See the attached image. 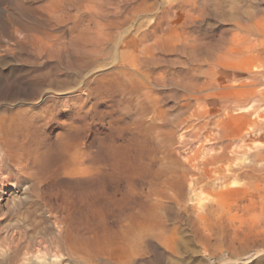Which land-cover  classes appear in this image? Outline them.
I'll use <instances>...</instances> for the list:
<instances>
[{
	"label": "rangeland",
	"instance_id": "374dc122",
	"mask_svg": "<svg viewBox=\"0 0 264 264\" xmlns=\"http://www.w3.org/2000/svg\"><path fill=\"white\" fill-rule=\"evenodd\" d=\"M13 1H15L16 4ZM69 1H71V0H0V115L2 113L5 114L7 112H10V113H13V112L18 113L19 112L18 114H20V115L25 114L27 112V109H29L32 105L40 104L39 107H41V108H32L33 114H34V116H37L36 117L37 118V124L39 125V127H41L44 131L47 132L51 141H55L61 135L68 133V132H73L74 130H76L78 128H82V138L80 140L81 142L88 141L90 139V137L92 136V132H94L95 135L99 139H102L107 134L118 135L127 129V127H128L127 121L129 120L130 116H132L135 112L132 111L130 115L126 114L125 113L126 108H127L126 103L124 101L118 102V100L122 98L121 94L109 95L107 93V90L105 88L101 87L99 79L102 78L107 73H109V74L112 73V71H114L113 73H115L119 70L131 71V69H129L130 67H128V65L125 63V61L127 60L126 62H128V64H130V66H132L133 63H135L134 61L130 60V58L131 59L133 58V57H131V55L133 54V52H134L133 50H135V49L137 52L139 50L140 56L143 58L144 61L146 60L145 61L146 65L144 62H143L144 65L142 64L144 68L145 67L146 68L152 67L154 69L155 73L159 72V71L161 73V76L157 82L158 84L156 86L153 85L154 87L151 86L152 88H148L147 95H143L141 93V94H139L138 97H136V100H135V101H142L143 97H144V100L142 102L144 104H146V100L148 99L147 104H146L148 106V109H147L146 114L144 116L146 122H148L152 119V115L155 116V113H153V112L151 113V111H152L151 107L154 108V106H155V107L159 108L163 113L162 114V120L156 118L157 121L159 120V123H162V121H163L164 123H170L171 122V123L177 124V122L186 114V108L184 106H182L184 104V101L182 99V94L184 92L182 90L183 84L186 83V80L188 81L189 78L191 80L192 79L191 77H193V79H194L193 82L200 80V78H203L204 76H202V75H205V73L210 68H212L211 65L214 64L217 59H219L220 57H224L225 55L229 56V63L231 65V67H233L235 69H239L241 71L243 69V71H242L243 73L240 71L243 74V75L241 74V76H240L241 80L244 79L245 81H248V80H251L252 78H255V77L258 78L259 77L256 81L261 83V84H264V76L257 75L254 77V75H253V77H251L248 75L246 76V74L244 72L245 70H249V71L254 72V73L259 72L258 70H260V72L264 71V67H263L264 66L263 65L264 64V0H242V1L238 0L237 2H236V0H225L226 2H224V0H207L210 2V4L206 0H169V1L168 0H158V1L153 0V2H152V0H148V1H145V0L144 1L143 0H129V2H128V0H126V2H125V0H120L121 2H118L119 0H89V1L88 0L87 1L81 0L82 3L86 2V4L83 3L85 8H84L83 4H81L80 2H79L80 4H78L76 2V0H72L74 3L73 2L69 3ZM122 1H124V2H122ZM133 1H134V3H133ZM150 1H151V3H149ZM159 1H160V4H158ZM197 1L198 2L200 1V3H196ZM135 2L138 3V5H135L136 4ZM170 2H173V3H170ZM188 2H189V4H188ZM219 2L221 5H219ZM67 3H69V4L67 5ZM75 3L78 5H76ZM128 3L130 6L128 5ZM148 3H149V5H147ZM192 3H194V4H192ZM33 4L34 5L36 4V5L34 6ZM72 4H73V6H72ZM119 4H120V6H119ZM125 4H127L128 8ZM14 5H15V7H14ZM30 5L32 7H29ZM65 5H67L68 7H65ZM75 5L77 7L79 6L78 8H80L81 11ZM144 5H145V7L147 6L146 8L148 10H150V8H151V10L150 11L145 10ZM131 6H134V8L135 7L136 8L134 9ZM139 6H140V8H143V10L138 8ZM180 6H181V8H180ZM184 6L186 8H183ZM195 6L198 8H196ZM241 6H242V8H241ZM154 7H156V8H154ZM215 7H217V8H215ZM220 7H222V9ZM66 8H68V9H66ZM69 8H71V9L73 8V9L71 10ZM214 8H215V10H214ZM82 9H84V10H82ZM159 9H161V10H159ZM201 9H203V10H201ZM216 9H218V10H216ZM66 10H67L69 17H70V15H72V18L68 17ZM117 10H119V11H117ZM195 10H196V13L194 14ZM210 10L211 11L214 10V12H212V14H211ZM220 10L221 11L223 10V11L221 12ZM226 10H229L230 12L227 11V13H226ZM237 10H238V12H236ZM14 11H15V14L13 13ZM69 11L71 12V14H69ZM160 11L163 13H161ZM208 11L212 16L208 13ZM16 12H17V14H16ZM79 12H81V13H79ZM121 12H122V14H121ZM130 12H132V13H130ZM156 12H158L159 14L158 13L156 14ZM234 12H236V13H234ZM27 13H29V16ZM72 13L74 14V16ZM114 13L116 15H113ZM229 13H230V16H229ZM131 14H133V17L130 16ZM224 14H225V16L226 15L227 16L224 17ZM233 14H235V15L233 16ZM16 15H19V17H17ZM124 15H125V17H124ZM213 15H214V17H213ZM157 16H158V18H157ZM23 17L26 18L27 20L26 19L24 20ZM121 17L127 18V20L124 18H121ZM130 17H131V19H130ZM147 17H148V19H147ZM183 17H185V18L183 19ZM194 17L197 19H194ZM243 17H244V19H246L247 22L243 19ZM137 18L140 21H138ZM154 18L157 19L158 21L154 20ZM6 19L11 20V21L8 22V21H6ZM120 19H122V20H120ZM152 19H153V21H152L153 23L151 22ZM190 19H191V21H190ZM200 19L202 22L200 21ZM204 19H206V20H204ZM107 20H109L110 23ZM111 20H112V22H111ZM123 20H125L127 23ZM148 20H149L150 24H154V25H151L152 30H150L151 26L148 23ZM160 20H161V22H160ZM162 20H164L165 22L162 23ZM197 21H199V22H197ZM229 21H231V23L233 25ZM29 22H31L32 25ZM98 22H99L100 27H98ZM100 22H102L103 24L101 23V25H100ZM104 22H105V24H104ZM158 22H160V23H158ZM189 22H191V24ZM107 23H108L109 28H107ZM120 23H121V25H120ZM240 23H243V24H240ZM256 23L259 25V28H257L258 26H256ZM40 24H41V26H40ZM126 24H129V25H126ZM136 24H138L139 26ZM142 24L143 25L146 24L145 26H147V27H144ZM163 24H165V25H163ZM253 24H255V25H253ZM42 25L45 27H43ZM104 25L106 28L104 27ZM118 25H119V27L122 26V28H119L120 30L118 29ZM249 25H250V28H249ZM240 26H242V27H240ZM49 27H51V28L53 27V28L51 29ZM96 27L98 28V30L95 29ZM101 27H103V28H101ZM111 27H113V29H111ZM160 27H162V29H160ZM184 27H186L189 32L186 30V28L184 29ZM246 27L249 29H247ZM13 28H17L18 30L16 31V29H13ZM44 28H46L45 30H47V29L48 30L44 31ZM148 28H149V30H148ZM199 28H201L200 29L201 32L199 31ZM253 28L257 31L258 34H255L256 31ZM41 29L44 31V33ZM49 29H51V30H49ZM76 29H78V30H76ZM107 29H109L110 32L112 30L115 32L112 31L113 34L111 35V33H109V31L107 33ZM124 29L125 30L128 29L130 32L133 29L134 30L137 29L136 30V33H137L136 36L137 37H135L136 33L134 30H133L134 32H131L132 34H130L129 31H125ZM37 30L41 31L42 33L40 32L41 33L40 34ZM141 30H143V32H145V34L143 32H140ZM179 30L180 31L183 30L184 32H182V31L180 32ZM191 30H192V32H191ZM241 30H242V32H241ZM252 30L255 32H253ZM118 31H119V33H118ZM152 31H154V32L151 33ZM34 32H36V33L38 32V34H36ZM49 32H50L51 36H50ZM51 32H53V33H51ZM95 32L96 33L99 32V34L101 33V35H99L98 33H97V35H95ZM139 32L144 34V37H142ZM259 32L261 33V35L259 34ZM14 33H16V35H14ZM23 33H24V36H19V35H22ZM26 33L28 35L30 34L29 36L32 35V37L30 38L29 36H27ZM103 33H104V35H102ZM159 33H160V35H159ZM25 34L27 37L25 36ZM42 34L45 35L46 37L45 36L42 37ZM53 34H54V36H52ZM117 34H118V36H117ZM139 34H140V36H139ZM147 34H148V36H147ZM150 34H152V35L154 34L153 35L154 37L151 35L152 40H153L152 43H150L151 42L150 37H149ZM157 34H158V36H157ZM180 34H181V37H180ZM185 34L188 36L186 37ZM190 34H192V35H190ZM193 35H195V36H193ZM37 36H39V37H37ZM21 37L23 39H25L26 41H28V43L30 41L32 42L34 39H37V40L39 39V40L38 41L34 40V41H37V43L32 42V44H31V42H30L28 44V43H25V41ZM48 37L51 39H49ZM93 37H94V39H93ZM138 37H140V38L138 39ZM146 37H148V40H146L147 39ZM192 37H193V39H192ZM27 38H29L31 40L29 41V39H27ZM85 38H87V39H85ZM99 38H100V40H99ZM104 38H107V39L103 40ZM128 38H130V39H128ZM143 38H145V39H143ZM256 38L257 39L259 38L261 41L259 39L257 40ZM14 39H16V41H14ZM101 39H102V42H100ZM141 39L144 41H141ZM189 39H191V40H189ZM194 39L196 41H194ZM255 39L257 42L255 41ZM45 40H49V41H45ZM110 40L112 42H115V43H112ZM115 40H117V41H115ZM163 40H164V42H163ZM190 41H192V42H190ZM43 42H44V46H43ZM116 42H117V44H116ZM137 42H139V43H137ZM161 42L163 44L162 46L160 44ZM178 42L181 43V45L178 44ZM225 42H227V43H225ZM240 42H241V44H240ZM248 42L250 43L249 46H248ZM252 42H253V44H252ZM259 42H261V43L259 44ZM39 43H41L42 45ZM166 43H169V44H166ZM254 43H256V44L258 43L257 46H255V48H253ZM35 44H37V45L35 46ZM38 44L41 47H37ZM113 44L114 45L116 44L117 47L114 46ZM129 44H132V46L130 48H128ZM182 44H184V45H182ZM189 44H191L192 46L191 45L188 46ZM30 45H33V46L30 47ZM45 45H47V46L45 47ZM146 45H148V46H146ZM42 46H43V48H42ZM98 46H100L101 48H99ZM157 46L159 49L157 48ZM138 47L140 49H138ZM148 47L150 49H147ZM170 47H172V49ZM195 47H196L197 52H195L196 51ZM233 47L235 48L234 50H232ZM247 47L249 50L252 48L253 51H251V50L249 51L248 49H246ZM33 48H35V49H33ZM142 48L143 49L145 48L146 50L145 49L143 50ZM164 48L166 50L165 54H164V51H165ZM174 48H175V51H174ZM169 49H170V51H169ZM192 49L195 53H193ZM222 49H224V50H222ZM238 49L240 50V52ZM148 50H149L150 54H148V52L146 53V51H148ZM161 50H163V52H161ZM172 50H173V52H172ZM178 50L180 51L179 53H178ZM218 50H220V51L222 50V52H220ZM237 50L240 54L237 52ZM68 51L70 54L66 53ZM141 51H142V53H141ZM184 51L187 55L189 53L191 56L195 54L194 55L195 57L193 56L194 57L193 58L190 55L189 56L184 55L185 54ZM187 51H188V53H187ZM206 52H207V54H206ZM209 52H210V54H208ZM223 52H224V54H222ZM204 53H205V55H204ZM242 53H244V55ZM167 54H169V55L167 56ZM260 54H261V56H260ZM124 55H125V57H124ZM147 55L149 57H146ZM157 55H159L158 59L156 57ZM196 55H197V58H196ZM212 55H213V57L211 58ZM153 56L155 59L153 58ZM230 56L232 57V59ZM81 57L84 59V60L82 59L83 61H80ZM122 58H124V59H122ZM188 58L193 59V61L190 62L191 60H189ZM198 58H199V60H198ZM240 58L246 59L247 62L244 59H243L244 61L243 60L240 61L239 60ZM257 58L260 60H257ZM208 59H209V62H208ZM161 60H163V61H161ZM178 60H180V62H182V60H183V62L180 63ZM185 60H186V62H185ZM210 60H212V61H210ZM130 61H132V62H130ZM231 61H239V62H237V63L233 62L232 63ZM258 61H260L261 63H259ZM154 62H155V64H154ZM156 62H157V65H156ZM245 63L248 65L246 66ZM250 63H251V65L249 66ZM124 64L126 65L127 68L125 67ZM153 64H154V66H153ZM193 64H194V66H193ZM255 65H256V67H255ZM200 66L205 67V69L200 67ZM183 67L186 69H183ZM190 67H191V69H189ZM207 67H208V69H207ZM250 67H251V69H250ZM196 68L200 69V70H197ZM201 68L203 70H201ZM180 69H182V70H180ZM179 70L181 71V73ZM203 71H204V73H202ZM173 72H175V74H176V75H174L175 77L173 76V74H174ZM178 72H179V74H178ZM194 72H196L195 75H194ZM103 73H104V75H103ZM185 73H187L188 75L186 74V76H185ZM180 75H182V76L184 75L182 78V81L180 80L181 79ZM200 75H201V77H200ZM244 75L247 78H245ZM58 76L60 78H58ZM54 77L58 78V80L55 79ZM178 77H180V78H178ZM186 77H189V78L186 79ZM174 78H175V80H174ZM184 78H185V80H183ZM260 78H261V81H260ZM49 79H51V80H49ZM177 79L180 82H178ZM172 81L173 82L175 81V82L173 83ZM190 82H192V80ZM167 83H170V84L167 85ZM175 83H177V84H175ZM179 84H180V86H178ZM35 86H36V88L38 86V88L36 89ZM172 86L174 87L173 88L174 90L171 88ZM167 88H168V90H167ZM150 89H153V90H150ZM36 90H38V91H36ZM161 90H162V92H161ZM178 90L182 94L181 93L179 94ZM171 91H172V93H173V91L176 93V94L174 93L176 98L173 97L174 95L171 93ZM158 93H160V96ZM178 95H179V97H178ZM149 97H151V98H149ZM161 97L165 100H162ZM171 98L174 99V101ZM177 99H179V101H177ZM158 101H160V102H158ZM259 101H260L259 102L260 106L262 108H264V94L260 98ZM79 102L83 103V108L77 107ZM134 102L132 100V103H134ZM158 103H159V105H158ZM160 104H161V106H160ZM178 104L180 107L177 106ZM181 106L183 108H185V110L182 109ZM20 107H25L27 109L25 110V108H23L24 109V113H23V109ZM1 108L3 110H5L6 112H4ZM18 108H20V110H22V111L18 110ZM15 110H17L18 112ZM1 111H2V113H1ZM169 111H170V113H169ZM181 111H183V112H181ZM179 112L181 114H178ZM182 113H184V114H182ZM164 114H167V115L165 116ZM176 115H179V116H176ZM82 116L84 118H82ZM170 116H171V118H170ZM240 123H242V122H240ZM177 129H178V127H177ZM88 134H89V136H88ZM132 136H133V134H123L122 138L117 139V141L121 144H125V143H127V141L131 140ZM160 155H161V153H160ZM176 155L178 156V154H176ZM258 156H257V158L255 156V159H259L260 156L259 157ZM179 157H177V158L179 159ZM180 160H181V158H180ZM259 165H260L259 167L261 169L257 168V170L259 169L260 171L261 170L262 171L261 172L259 170H258V172L256 171L255 174H258V175H256V178L252 177L253 179L251 178V180L249 179V181L247 178H242V179L240 178V180L239 179H230L228 181L229 183L227 182L226 185H221L219 182L216 181V183H214L213 185H207V187H203L201 190H198L199 192L197 191L196 196H194L195 198L193 197L194 200L192 199L195 203L194 202L192 203V200H190L191 198H189L187 196H185L181 200L183 202V204H181L180 206L174 204L173 203L174 201H171L172 203H170V200H167L168 202H164V206H166V207H164L162 211L159 210V213L157 212L156 215L154 214V217H152L153 213H151L152 216L150 215V213L146 214V223L147 224H145L144 234L146 233L145 234L146 236H144V238L145 239L147 238V239L143 240L144 243L142 244V246L140 248V254H139L140 256L139 257H137L138 253H135V251L137 249L136 243L132 242L131 244H128V243L126 244L125 241H121L120 239L119 240L117 239L116 241H118V242L115 241V245H114L115 247L113 246V244H114L113 243L112 245H110L111 248L109 246V249H107L106 251L101 250L102 252H100V250L98 249L97 250L98 252L96 254L98 255V257L99 256H101V257L98 258L96 254H95L96 255L95 257L98 258L99 261L102 260L101 261L102 263L99 261H95L98 259H95L93 261V263L94 264L95 263L96 264H99V263L106 264L107 262H109L107 264H110V263L112 264L114 262L113 264H120V263H118L120 261L122 263L124 262L125 264H129V262H131V264H222V263L223 264H226V263L227 264H264V234H263L264 233V225H263L264 224V218H263L264 215L262 214V213H264V211H263L264 210V208H263V206H264V202H263L264 201V170H263L264 169V166H263L264 161L263 160L259 161ZM234 180L242 182L239 184L243 187L239 186V184L236 185L237 182H235ZM247 181H248V183H247ZM230 182H232V183H230ZM244 182H246V183H244ZM234 183H236V184H234ZM246 184H247V186H246ZM250 184H251V186H250ZM245 187L252 189V190H249L247 188L245 189ZM202 190L204 193H202ZM237 190L238 191L240 190V191L236 192ZM247 191L249 192V196L252 195V198L249 197L248 194H247V196H245L246 193H248ZM184 192L187 193L186 187L184 189ZM240 192H241V194H240ZM242 192L245 195L242 194ZM206 197L209 199L207 200ZM246 198L248 199V201ZM210 199L213 200V201H211L212 203L210 202ZM198 200L203 204L202 207H200V208L197 207L198 209L197 208L194 209L195 207L191 208L194 205L198 206L197 205ZM202 200H204L205 202L204 201L202 202ZM245 200H246V202H245ZM181 201H180V203H182ZM184 201H185V204H184ZM249 201H250V203H249V207H248L247 202H249ZM255 202L258 206L255 204ZM206 203H208V204H206ZM210 203L212 205V208L215 204L219 203V204L214 206V208L216 210L213 208L215 212H217V210H218L216 215H214L215 213L213 214L214 211L212 210ZM261 203L263 206L260 207ZM167 204H169L170 207H173V208H170L169 205H167ZM186 204H187V209L184 208L186 206ZM244 204H245V208L243 206ZM251 205H252V208L254 207L253 209L255 210L254 214L256 215V218H254L255 215L252 213L254 211H252V208L250 207ZM188 206L189 207L191 206L190 207L191 209L189 208L190 210L188 209ZM208 206H210V207H208ZM241 206H243V208ZM177 207L181 211L178 210ZM205 207L210 208L209 210L212 211V215H210L211 211L206 210ZM166 208H167V211H168V209H170V210L167 212ZM202 208L203 209L205 208V211H203ZM259 208H261V209H259ZM173 209H175V211ZM176 209H177V212H176ZM201 209H202V211H201ZM219 209L221 212L219 211ZM5 210H6V208L4 206H2L0 209V228L3 227L2 225H4V224H2V223H5L6 218H7L6 223L9 220L8 221L9 225L5 224L4 228H6V229L2 228L0 230V238H1L0 239V264H13V263L14 264H23L20 261L22 259L21 255L23 254L24 251L30 252V249H31V252H34L35 249L39 248V247L43 248V249H44V247H46L47 249L45 248L44 250H49L48 249L49 245L51 248L52 245H51V243H49L50 238L46 234V233H48L47 226H44L41 224L38 225V228L42 229L44 233L46 231L45 234L47 235V238L45 235L41 240H39V238H37L38 236L35 233H34L35 236L33 234L34 227H36L35 225L29 227L27 230L26 229L27 227L24 228V226L22 225L21 222L15 223L13 219H10V217L8 215L4 214ZM185 210H188V213H187V211L184 212ZM191 210H192V212H191ZM245 210L247 211V213ZM248 210H250V211H248ZM165 211L168 214H166ZM173 211H174V215H173ZM206 211L209 212V216H208V214H206ZM257 211H262V212H260L261 213L260 216L257 215V214H259ZM175 212L178 214H175ZM196 212L198 213V215ZM170 213H172V216H170L171 215ZM250 213L253 215H251ZM160 214H161L162 218H160ZM245 214L246 215L250 214L251 217L253 216L252 217L253 219L250 217V215H248V217L250 219L248 217H247L248 218L247 219ZM201 215H202V218H201ZM147 216H149V217H147ZM173 216H175V217H173ZM195 216H196V218H195ZM203 216H205V217H203ZM257 216H259V217L257 218ZM197 217L199 218V220ZM154 218H155V220H153ZM260 218H261V222H260ZM172 219H173V222H172ZM201 219H203V220H201ZM242 220L243 221L245 220V222H243ZM247 220L248 221L252 220V221H250V223H249ZM253 220L257 221V223L254 222ZM156 221H158L159 223L158 222L156 223ZM154 223L157 225H155ZM254 223L256 224V226ZM258 223L260 224V226L263 223L262 224L263 228H261L262 226L259 227ZM252 224H254V226ZM248 225H249V227H248ZM9 226H10V228H9ZM22 227H23V229H22ZM15 228H16V230H15ZM12 229L16 231V234H15L16 236H13L11 239L9 237L8 240L3 239V237L8 238L7 235H4V233L6 231H12ZM24 229H26V230H24ZM28 231H29V233H28ZM17 232H18V235H20V236L17 235ZM22 232H23V234H22ZM24 232L27 235L26 234L24 235ZM31 233L33 236L31 235ZM106 233H107V231L100 230L98 232V236H101V235L106 234ZM29 236H31V237H29ZM27 240L30 241V243ZM9 241H12V242H9ZM18 241H20L19 242L20 244H18ZM25 241L28 243H26ZM43 241H44V244H41V243H43ZM8 242L10 244H8ZM47 243H49V244H47ZM119 243H121L122 245H120ZM7 244L9 245V247ZM11 244H14V246L12 245L10 247ZM29 244H30V246H29ZM144 244H145V246H144ZM24 245H27V246L24 247ZM16 246L18 247V250L21 253H19V251L16 250L17 249ZM100 246H104V245H100ZM53 247H54V244H53ZM105 247H106V245H105ZM14 250H16V251H14ZM21 250H24V251H21ZM32 250H34V251H32ZM137 250H139V248ZM7 251L13 256L11 263H8V262L2 260V257L6 256ZM45 253H44L45 256L42 254L40 259L35 254L28 255L27 256L28 258H26V262H28V263H25V264H56V263L57 264H84V263H78L75 260L71 259L70 257H62L63 260L61 259V261H59L60 259H58V258H50L48 255L49 251H46ZM141 253H143V254H141ZM125 255H127V256H125ZM105 256H106V258H105ZM131 257L132 258L135 257L134 258L135 260L131 259ZM137 258L142 259V260L140 261ZM52 259H53V262H52ZM103 259L104 260L106 259L107 261H103ZM112 259H118L119 261L112 260ZM56 261H58L59 263ZM85 264H87V263H85Z\"/></svg>",
	"mask_w": 264,
	"mask_h": 264
},
{
	"label": "bare ground",
	"instance_id": "6f19581e",
	"mask_svg": "<svg viewBox=\"0 0 264 264\" xmlns=\"http://www.w3.org/2000/svg\"><path fill=\"white\" fill-rule=\"evenodd\" d=\"M145 1H148V0H145ZM237 1L238 0H236V2ZM13 2H15V1H13ZM70 2H73V1L71 0V1H69V3ZM76 2L78 4H80V3L86 4V2L82 3L81 0L80 1L76 0ZM118 2H121V1L119 0ZM122 2H124V1H122ZM125 2H126V0H125ZM128 2H129V0H128ZM152 2H153V0H152ZM207 2H209V1H207ZM224 2H226V1L224 0ZM69 3H67V5ZM133 3H134V1H133ZM149 3H151V1ZM149 3L147 5H149ZM170 3H173V2H170ZM196 3H200V1L199 2L197 1ZM15 4H16V2H15ZM78 4H76V5H78ZM158 4H160V1ZM188 4H189V2H188ZM192 4H194V3H192ZM209 4H210V2H209ZM31 5L29 7H32ZM67 5H65V7H68ZM125 5L127 6V4H125ZM128 5H129V3H128ZM135 5H138V3H136ZM219 5H221L220 2H219ZM72 6H73V4H72ZM83 6H84V4H83ZM119 6H120V4H119ZM181 6H180V8H181ZM14 7H15V5H14ZM131 7L134 8V6H131ZM146 7L144 5L145 10H147V11L151 10V8H150V10H148ZM84 8H85V6H84ZM127 8H128V6H127ZM138 8H140V6ZM154 8H156V7H154ZM183 8H186V7L184 6ZM196 8H198V7H196ZM215 8H217V7H215ZM215 8H214V10H215ZM220 8L222 9V7H220ZM241 8H242V6H241ZM66 9H68V8H66ZM69 9H71V8H69ZM78 9L80 10V8H78ZM140 9L143 10V8H140ZM82 10H84V9H82ZM159 10H161V9H159ZM201 10H203V9H201ZM214 10L213 11L210 10L211 14H212V12H214ZM216 10H218V9H216ZM70 11H69V14H71ZM117 11H119V10H117ZM227 11H229V10H226V13H227ZM17 12H16V14H17ZM236 12H238V10ZM236 12H234V13H236ZM13 13L15 14V11ZM66 13H67V10H66ZM79 13H81V12H79ZM130 13H132V12H130ZM157 13L158 12H156V14ZM161 13H163V12H161ZM195 13H196V10H195L194 14ZM208 13H209V11H208ZM27 14L29 16V13H27ZM74 14H73V16H74ZM121 14H122V12H121ZM225 14H224V17L227 16V15L225 16ZM67 15H68V13H67ZM113 15H116V14L114 13ZM234 15L235 14H233V16ZM16 16L19 17V15H16ZM130 16L133 17V14H131ZM229 16H230V13H229ZM68 17H69V15H68ZM70 17L72 18V15H70ZM124 17H125V15H124ZM124 17H121V18H124ZM213 17H214V15H213ZM157 18H158V16H157ZM184 18L185 17H183V19ZM25 19L26 18H24V20ZM124 19L127 20V18H124ZM130 19H131V17H130ZM147 19H148V17H147ZM194 19H197V18L194 17ZM243 19H244V17H243ZM112 20H111V22H112ZM120 20H122V19H120ZM154 20H157V19L154 18ZM204 20H206V19H204ZM244 20L246 21V19H244ZM6 21L9 22L11 20L6 19ZM107 21L109 22V20H107ZM123 21H125V20H123ZM138 21H140V20L138 19ZM152 21H153V19L151 20V22ZM190 21H191V19H190ZM200 21H201V19H200ZM160 22H161V20H160ZM160 22H158V23H160ZM164 22L165 21L162 20V23H164ZM197 22H199V21H197ZM229 22L231 23V21H229ZM29 23L31 24V22H29ZM101 23L102 22H100V25H101ZM148 23H149V20H148ZM189 23L191 24V22H189ZM104 24H105V22H104ZM240 24H243V23H240ZM120 25H121V23H120ZM126 25H129V24H126ZM136 25H138V24H136ZM145 25H143V26L147 27ZM151 25H154V24H150V26ZM163 25H165V24H163ZM253 25H255V24H253ZM40 26H41V24H40ZM256 26H258L257 28H259V25L257 23H256ZM43 27H45V26H43ZM98 27H100L99 22H98ZM104 27H105V25H104ZM240 27H242V26H240ZM49 28H51V27H49ZM101 28H103V27H101ZM107 28H109L108 23H107ZM119 28H122V26L119 27V25H118V29ZM185 28L186 27H184V29ZM249 28H250V25H249ZM249 28H247V29H249ZM13 29H16V31L18 30L17 28H13ZM45 29L46 28H44V31L48 30V29L47 30H45ZM51 29H49V30H51ZM95 29L98 30L97 27ZM111 29H113V27H111ZM160 29H162V27H160ZM200 29L201 28H199V31H200ZM76 30H78V29H76ZM133 30H131V32L135 31V33H136L137 29L134 31ZM148 30H149V28H148ZM150 30H152V26H151ZM186 30H187V28H186ZM242 30H241V32H242ZM44 31H43V33H44ZM108 31H109V33H111V35L113 34L112 33L113 30L110 32V30L107 29V33H108ZM125 31H129V30L127 29ZM181 31L184 32L183 30H181ZM255 31H253V32H255ZM38 32L40 33L41 31H38ZM38 32L37 33L34 32V33L38 34ZM113 32H115V31H113ZM131 32L129 31L130 34H132ZM140 32H143V30H141ZM153 32L154 31H152L151 33H153ZM191 32H192V30H191ZM260 32H259V34L261 35ZM51 33H53V32H51ZM97 33L99 34V32H97ZM97 33L95 32V35H97ZM104 33L102 35H104ZM118 33H119V31H118ZM143 33L145 34V32H143ZM26 34H25V36H26ZM49 34H50V32H49ZM140 34L142 37H144V34H142V33H140ZM140 34H139V36H140ZM148 34H147V36H148ZM255 34H258L257 31ZM14 35H16V33H14ZM29 35L27 34V36H29ZM99 35H101V33ZM136 35H137V33L135 34V37H137ZM151 35L152 34H150V36H149L150 40H151L150 43H152V41H153ZM159 35H160V33H159ZM190 35H192V34H190ZM19 36H24V33L22 35H19ZM43 36H45V35L42 34V37ZM50 36H51V34H50ZM52 36H54V34ZM117 36H118V34H117ZM157 36H158V34H157ZM187 36L188 35H186V37ZM193 36H195V35H193ZM29 37L31 38L32 35ZM37 37H39V36H37ZM180 37H181V34H180ZM139 38L140 37H138V39ZM146 38H147L146 40H148V37H146ZM27 39H29V38H27ZM49 39H51V38H49ZM85 39H87V38H85ZM93 39H94V37H93ZM106 39L107 38H104L103 40H106ZM128 39H130V38H128ZM143 39H145V38H143ZM192 39H193V37H192ZM256 39H255V41H256ZM23 40L25 41V43H28V41H26L25 39H23ZM30 40L31 39H29V41ZM34 40H37V39H34ZM34 40L32 42L37 43V41L39 39L37 41H34ZM99 40H100V38H99ZM189 40H191V39H189ZM14 41H16V39H14ZM45 41H49V40H45ZM115 41H117V40H115ZM141 41H144V40L141 39ZM194 41H196V40L194 39ZM32 42H31V44H32ZM100 42H102V39ZM163 42H164V40H163ZM190 42H192V41H190ZM249 42H248V46L250 44ZM112 43H115V42H112ZM137 43H139V42H137ZM225 43H227V42H225ZM260 43L261 42H259V44ZM39 44H41V43H39ZM39 44L37 47H41ZM116 44H117V42H116ZM116 44L115 45L113 44V45L116 46ZM160 44H161V46L163 45L162 42ZM166 44H169V43H166ZM178 44L181 45V43H179V42H178ZM240 44H241V42H240ZM252 44H253V42H252ZM255 44L256 43H254L253 48H255V46H257L258 43L256 45ZM36 45L37 44H35V46ZM148 45H146V46H148ZM182 45H184V44H182ZM190 45L191 44H189L188 46H190ZM31 46H33V45H30V47ZM43 46H44V42H43ZM43 46H42V48H43ZM46 46L47 45H45V47ZM131 46H132V44H129L128 48H130ZM98 47L101 48L100 46H98ZM35 48H33V49H35ZM157 48H158V46H157ZM170 48L172 49V47H170ZM175 48H174V51H175ZM138 49H140V48L138 47ZM147 49H150V48L148 47ZM224 49H222V50H224ZM234 49L235 48L233 47L232 50H234ZM246 49H248V47ZM164 50H165V48H164ZM195 50H196V47H195ZM222 50L221 51L218 50V51L222 52ZM238 50H237V52H238ZM240 50H239V52H240ZM250 50L253 51L252 48ZM133 51L134 52L131 55V57H133V58L132 59L130 58V60L134 61L135 63H133V65L130 66V64H128V62H126L127 60L126 61L124 60L125 63L128 65V67H130L129 69H131V71L119 70L115 73H113L114 71H112V73H110V74L107 73L105 75L103 73L104 76L99 79L101 87L105 88L109 95L121 94L122 98L121 99L118 98L119 99L118 102L124 101L126 103V107H127L126 112H125L126 114L130 115L132 111L135 112L132 116H130L129 120L127 121L128 122L127 129L118 135L107 134L104 138L99 139L95 135V133L92 132V136L90 137V139L88 141L81 142L80 140L82 138V128H78V129L74 130L73 132H68V133L61 135L55 141H51L47 132L44 131L41 127H39V125L37 124V118H36L37 116H34V114H33L32 108H41V107H39L40 104H35V105H32L31 107L29 106L30 107V108L28 107L29 109H27L25 107H20L22 109L25 108V110L27 109V112L25 111L26 113L21 114V115L18 114L19 112L17 110H15V111H17L18 113L7 112L5 114H3L1 111L2 114L0 115V209L2 206H4L6 208V210L4 211V214L8 215L10 217V219H13L15 223L21 222L22 225L24 226V228L27 227L26 228L27 230L29 227L35 225L36 227H34L33 234L35 233L38 236L37 238H39V240H41L47 234L50 238V241L49 240L48 241L52 245L51 246L52 249L50 248V245H49V247H48L49 250H44L46 247H44V249L40 248V247L36 248L35 251L32 250L34 252H31V249L29 247L28 248L30 249V252L21 250V251H24L23 254L21 255V258H22L20 261L21 263H23V264L28 263V262H26V258H28L27 257L28 255L35 254L40 259L42 254L45 256V254H46L45 252L49 251V254H48L49 257L50 258H58V259H60L59 261H61L62 257H70L71 259L75 260L78 263L94 264L93 261L95 259H98L101 257V256L98 257V255L96 254L98 252L97 250L99 249L100 252L106 251L107 249H109L110 245H112L113 243H114L113 246L115 245V241L117 239L118 240L120 239L121 241H125L126 244L127 243L131 244L132 242L136 243L137 249L139 248V250L136 249L135 253H138L137 257H139L140 256L139 255L140 254V248H141L142 244L144 243V241H143L145 239L144 236H146L145 235L146 233L144 234L145 224H147L146 223V214L150 213V215H151V213H153L152 214L153 216L152 215L151 216L154 217V214L156 215L157 212L159 213V210L162 211L163 208L166 207V206H164V202H168L167 200H170V203H172L171 201H174L173 202L174 204L180 206L181 204H183V202L181 200L185 196L191 198L190 200H192L193 197L196 196L198 190H201L203 187H207V185H213L214 183H216V181L219 182L221 185H226L230 179H239L240 180V178L241 179L247 178L249 181V179L251 180L252 177L256 178V175H258L255 173H256V171L258 172V170H259V169L257 170V168H260L259 167L260 166L259 161H262V160L264 161V136H263L264 135V108H262L259 104V102H260L259 100L264 94V89H263L264 84L257 82L256 80L259 77L257 78L255 76H257V75L264 76V71L260 72V70H258L259 72L254 73V72H251L249 70H245L244 72H245L246 76L248 75V76L253 77V75H254L255 78H252L251 80H248V81H245L244 79L241 80L240 76L243 73L242 72L243 69L241 71L239 69H235V68L231 67V65L229 63V56L228 55H225L224 57L219 56L220 58L218 57L219 59H217L215 61V63L211 65L212 68H210L205 73V75H202V76H204L203 78H200V80L193 82L194 79H193V77H191L192 82H190L191 81L190 78L186 77V79L189 78L190 81L186 80V83L183 82L184 83L183 86L181 85L182 90L184 92L182 94L178 90V93L182 94V99L184 101V104L182 106H184L186 108V114L177 122V124L171 123V122L170 123H164L163 121H162V123H159V120L157 121L156 118L162 120V114L163 113L159 108H157L155 106H154V108L151 107L152 108L151 113L152 112L155 113V116L152 115V119L150 121L146 122L144 116H145L146 111L148 109V106L146 105L148 99L146 100V104H144L142 102L144 100V97H143L142 101H135V100H136V97H138L139 94H141V93L143 95H147L148 88H152L151 86H153V85L156 86L158 84L157 82L161 76V73H160V71L155 73V71L152 67H147V68L145 67L144 68L143 62L145 63L146 60L144 61L143 58L140 56L139 50H138V52L136 51V49ZM169 51H170V49H169ZM192 51H193V49H192ZM147 52H148V54H150L149 50L146 51V53ZM161 52H163V50H161ZM165 52H166V50L164 51V54H165ZM172 52H173V50H172ZM179 52L180 51L178 50V53ZM195 52H197V50ZM195 52L193 51V53H195ZM66 53H69V51ZM141 53H142V51H141ZM184 53H185V51H184ZM187 53H188V51H187ZM206 54H207V52H206ZM208 54H210V52ZM222 54H224V52ZM242 54L244 55V53H242ZM168 55L169 54H167V56ZM184 55H187V54L185 53ZM189 55H190V53L187 56H189ZM194 55H192V56L190 55V56L193 57ZM204 55H205V53H204ZM158 56L159 55L156 56L157 59H158ZM260 56H261V54H260ZM124 57H125V55H124ZM146 57H149V56L147 55ZM212 57H213V55L211 56V58ZM153 58H154V56H153ZM196 58H197V55H196ZM82 59L83 58L81 57L80 61L84 60V59L83 60ZM122 59H124V58H122ZM209 59H208V62H209ZM231 59H232V57H231ZM243 59L240 58L239 60L241 61ZM180 60H178V61L180 62ZM186 60H185V62H186ZM189 60H191L190 62L193 61V59H191V58ZM198 60H199V58H198ZM244 60L246 61V59H244ZM257 60H260V59L257 58ZM132 61H130V62H132ZM161 61H163V60H161ZM210 61H212V60H210ZM182 62H183V60H182ZM182 62H180V63H182ZM231 62L237 63L239 61H231ZM258 62L261 63L260 61H258ZM154 64H155V62H154ZM154 64H153V66H154ZM145 65H146V63H145ZM156 65H157V62H156ZM245 65L247 66L248 64L245 63ZM250 65H251V63L249 64V66ZM256 65H255V67H256ZM193 66H194V64H193ZM125 67H126V65H125ZM191 67L189 69H191ZM200 67H202V66H200ZM205 67H202V68L205 69ZM202 68H201V70H203ZM183 69H186V68L183 67ZM207 69H208V67H207ZM250 69H251V67H250ZM180 70H182V69H180ZM197 70H200V69H197ZM175 72H173L174 73L173 76L176 75ZM180 73H181V71H180ZM202 73H204V71ZM178 74H179V72H178ZM186 74L187 73H185V76H186ZM195 74H196V72H194V75ZM183 76L180 75L181 81H182ZM246 76H245V78H247ZM180 77H178V78H180ZM200 77H201V75H200ZM58 78H60V77L58 76ZM58 78H55V79L58 80ZM49 80H51V79H49ZM174 80H175V78H174ZM183 80H185V78ZM177 81H178V79H177ZM260 81H261V78H260ZM178 82H180V81H178ZM168 84H170V83H167V85ZM175 84H177V83H175ZM178 86H180V84ZM35 88H36V86H35ZM37 88H38V86H37ZM168 88H167V90H168ZM171 88L173 89L174 87L172 86ZM150 90H153V89H150ZM36 91H38V90H36ZM161 92H162V90H161ZM160 93H158L159 96H160ZM171 93H172V91H171ZM174 93L175 92L173 91L172 94L174 95ZM173 97H175V95ZM178 97H179V95H178ZM149 98H151V97H149ZM179 99H177V101H179ZM132 100H133V102L134 101L135 102L132 103ZM162 100H165V99L162 98ZM172 100L174 101V99H172ZM158 102H160V101H158ZM158 105H159V103H158ZM160 106H161V104H160ZM177 106H179V104ZM77 107L83 108V103L79 102ZM20 108H18V110H20ZM185 108L182 107V109H184V110H185ZM3 111L6 112L5 110H3ZM20 111H22V110H20ZM181 112H183V111H181ZM23 113H24V109H23ZM169 113H170V111H169ZM184 113H182V114H184ZM167 114H164V115L166 116ZM178 114H181V113L179 112ZM176 116H179V115H176ZM82 118H84V117L82 116ZM170 118H171V116H170ZM239 121L242 123H240ZM177 127H178V129H177ZM123 134H133V136H132L131 140L127 141V143L121 144L117 141V139L122 138ZM88 136H89V134H88ZM160 153H161V155H160ZM176 154H178V156ZM176 156L177 157L180 156L179 159ZM255 156H256V158L258 156L259 159H255ZM180 158H181V160H180ZM248 181H247V183H248ZM235 182H237V184L234 183L236 185H238L239 183H242L239 181H235ZM230 183H232V182H230ZM244 183H246V182H244ZM239 186H241V185L239 184ZM246 186H247V184H246ZM250 186H251V184H250ZM185 187L187 189V193L184 192ZM241 187H243V186H241ZM246 188L247 187H245V189ZM247 189H249V188H247ZM249 190H252V189H249ZM239 191L237 190L236 192H239ZM249 192L246 193V195L243 192H242V194H244L245 196H247V194H248V196H249ZM202 193H204L203 190H202ZM240 194H241V192H240ZM249 197L252 198V195ZM208 199L209 198H207V200ZM193 200H192V203L194 202ZM199 200L197 202L198 206L194 205V206H192V207L190 206V207L191 208L195 207L194 209H196L197 207H199V208L202 207L203 204ZM180 201L182 203H180ZM203 201L204 200H202V202ZM211 201H213V200L210 199V202ZM247 201H248V199H247ZM250 201L247 202L248 207H249ZM245 202H246V200H245ZM208 203H206V204H208ZM211 203H210V205H211ZM184 204H185V201H184ZM217 204H219V203H217ZM217 204H215V205H217ZM255 204H256V202H255ZM167 205H169V204H167ZM214 206H213V208H214ZM243 206L245 208V204ZM243 206H241V207L243 208ZM261 206H263L262 203H261L260 207ZM169 207H170V205H169ZM190 207L188 206V209ZM208 207H210V206H208ZM208 207H205L206 210L211 211V210H209L210 208H208ZM250 207L252 208V205ZM167 208H166V211H167ZM170 208H173V207H170ZM184 208L187 209V204ZM205 208L204 209L202 208L203 211H205ZM211 208H212V205H211ZM213 208H212V210L214 211L215 208L214 209ZM253 208H252V211H254V212H252V211L251 212L254 214L255 210ZM263 208H264V206H263ZM177 209L180 210L178 207H177ZM177 209H176V212H177ZM202 209H201V211H202ZM259 209H261V208H259ZM169 210L170 209H168V211ZM173 210L175 211V209H173ZM250 210H248V211H250ZM174 211H173V215H174ZM186 211L188 213V210H185L184 212H186ZM219 211H220V209H219ZM167 212H166V214H168ZM176 212H175V214H178ZM191 212H192V210H191ZM217 212H218V210H217ZM217 212L214 211L213 214L215 213L214 215H216ZM257 212L259 213L257 215L260 216V214H261L260 212H262V211H257ZM246 213H247V211H246ZM170 214H171L170 216H172V213H170ZM206 214H208V216H209V212L206 211ZM250 214H248V215H250ZM253 214H251V215H253ZM262 214L264 215V213H262ZM197 215H198V213H197ZM210 215H212V211H211ZM248 215H246V218L248 217ZM251 215H250V217H251ZM149 216H147V217H149ZM196 216H195V218H196ZM259 216H257V218ZM173 217H175V216H173ZM203 217H205V216H203ZM160 218H162L161 214H160ZM201 218H202V215H201ZM254 218H256V215L254 216ZM261 218H260V222H261ZM6 219H5V223H2V222L1 223L4 225L5 224L7 225L9 220L6 223ZM153 220H155V218ZM198 220H199V218H198ZM201 220H203V219H201ZM250 221H252V220H250ZM250 221H248V222L250 223ZM157 222L158 221H156V223ZM172 222H173V219H172ZM243 222H245V220ZM254 222L257 223V221H254ZM40 224L47 226L48 233H46V231H45V233H46L45 234L42 229L38 228V225H40ZM254 224H252V225L254 226ZM262 224H261L262 227L260 226V224H259V227L263 228L264 224L263 225ZM4 225H2L3 226L2 228H4ZM155 225H157V224H155ZM249 225H248V227H249ZM255 226H256V224H255ZM2 228H0V230ZM9 228H10V226H9ZM4 229H6V228H4ZM22 229H23V227H22ZM26 229H24V230H26ZM15 230H16V228H15ZM15 230L12 229V231H6L5 233L3 232L4 235H7V237H8V238L3 237V239L8 240L9 237L11 239L13 236H16ZM100 230L107 231V233L103 234L101 236H98V232ZM29 231H28V233H29ZM25 232H24V235L26 234ZM22 234H23V232H22ZM35 234H34V236H35ZM17 235H18V232H17ZM31 235H32V233H31ZM47 235H46V238H47ZM18 236H20V235H18ZM29 237H31V236H29ZM9 242H12V241H9ZM9 242H8V244H10ZM19 242L20 241H18V244H20ZM28 242L30 243V241H28ZM28 242H26V243H28ZM116 242H118V241H116ZM49 243H47V244H49ZM41 244H44V241ZM53 244H54V247H53ZM119 244L122 245L121 243H119ZM12 245L14 246V244H11L10 247ZM100 245H104V246H100ZM105 245H106V247H105ZM17 246H16V248H17L16 250H18ZM26 246L27 245H24V247H26ZM29 246H30V244H29ZM144 246H145V244H144ZM8 247H9V245H8ZM110 248H111V246H110ZM16 250H14V251H16ZM6 253H7L6 256H4V257L1 256L2 260L6 261L8 263H11L13 256L8 251ZM19 253H21V252L19 251ZM95 254L97 255L98 258L95 257L96 256ZM141 254H143V253H141ZM106 256H105V258H106ZM125 256H127V255H125ZM134 258L135 257H133V258L131 257V259H134ZM112 260L119 261L118 259H112ZM138 260L141 261L142 259H138ZM95 261H99V259L95 260ZM101 261H99V262H101ZM103 261H107V260L103 259ZM52 262H53V259H52ZM56 262H58V261H56ZM101 263H99V264H101ZM107 263H109V262H107ZM118 263L123 264L124 262L122 263L119 261ZM129 264H131V262H129Z\"/></svg>",
	"mask_w": 264,
	"mask_h": 264
}]
</instances>
